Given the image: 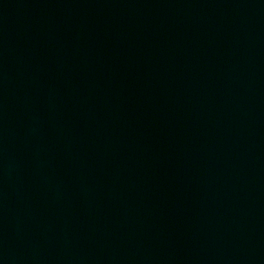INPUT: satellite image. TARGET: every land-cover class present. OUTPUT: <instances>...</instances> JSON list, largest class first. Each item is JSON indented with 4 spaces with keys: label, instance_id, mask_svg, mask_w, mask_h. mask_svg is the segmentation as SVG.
I'll return each instance as SVG.
<instances>
[{
    "label": "water",
    "instance_id": "1",
    "mask_svg": "<svg viewBox=\"0 0 264 264\" xmlns=\"http://www.w3.org/2000/svg\"><path fill=\"white\" fill-rule=\"evenodd\" d=\"M0 264H264V0H0Z\"/></svg>",
    "mask_w": 264,
    "mask_h": 264
}]
</instances>
